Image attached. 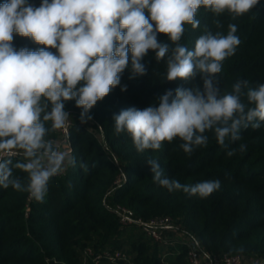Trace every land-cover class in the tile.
Masks as SVG:
<instances>
[{
    "label": "clouds",
    "instance_id": "1",
    "mask_svg": "<svg viewBox=\"0 0 264 264\" xmlns=\"http://www.w3.org/2000/svg\"><path fill=\"white\" fill-rule=\"evenodd\" d=\"M258 3L42 0L35 7L28 0H5L0 4V186L44 202L50 180L77 165L75 156L46 138L69 121L63 101L76 98L82 109L80 122L87 123L92 119L89 111L120 85L125 69L130 70V78L146 74L142 61L149 50L155 52L157 61H165V80L191 81L200 75L203 86L168 89L158 97V106L121 110L113 115L115 132L127 133L139 153L159 151L165 142L179 138L188 156L206 147V133L213 132L217 144L233 156L237 149L230 145L241 140L242 130L264 125V83L253 87L239 79L231 91L223 93L218 87L223 62L241 44L238 26L229 23L227 34L205 26L191 49L180 41L185 25L200 26L197 13L201 8L217 17L228 13L235 20ZM216 27H222L219 20ZM14 33L45 47L16 50ZM158 34L166 35L171 43L159 41ZM246 150V144L239 145L240 152ZM17 153L23 158L13 163L11 157ZM145 163L153 182L169 192L204 199L221 187L219 179L182 184L167 176L157 159L148 158ZM80 167L87 168V164L80 163ZM14 169L26 173L25 180L15 176Z\"/></svg>",
    "mask_w": 264,
    "mask_h": 264
},
{
    "label": "trees",
    "instance_id": "2",
    "mask_svg": "<svg viewBox=\"0 0 264 264\" xmlns=\"http://www.w3.org/2000/svg\"><path fill=\"white\" fill-rule=\"evenodd\" d=\"M4 2L0 0V4ZM28 2L39 7L42 0ZM197 19L200 26L193 29L185 25L180 41L190 49L205 26L224 34L229 23L238 26L236 35L241 44L218 74L222 93L231 91L239 79L248 80L253 87L264 83V0L235 20L228 13L217 17L204 8L198 10ZM217 20L221 28L216 27ZM157 38L171 43L164 34ZM12 44L16 50L45 47L16 33ZM142 62L146 74L130 78V70L125 69L120 85L89 111L92 119L87 123L80 122L82 109L77 107L76 98L63 101L73 119L68 147L77 165L50 180L44 202L0 186V264H87L82 255L86 248L124 251L130 262L120 264H161L166 247L136 228L122 233L111 212L116 205L131 209L144 220L172 217L175 227L196 242L208 258L240 255L247 262L264 260V125L242 130L241 140L230 145L237 149L231 157L217 144L213 132L206 133L207 146L197 148L191 156L180 148L179 138L165 142L159 151L137 152L127 133L115 132L113 115L132 107L158 106V97L168 89L203 86L200 75L191 81L165 80L166 63L157 61L153 50ZM125 86L126 91H121ZM46 138L57 139V130ZM240 144L247 145L245 152L239 151ZM22 158L21 153L11 157L13 163ZM148 158L157 159L164 173L182 184L219 179L221 187L204 199L169 192L153 182L150 166L145 163ZM13 174L22 180L27 175L18 169ZM177 248L170 264H189V248ZM239 248L244 251H237Z\"/></svg>",
    "mask_w": 264,
    "mask_h": 264
},
{
    "label": "built area",
    "instance_id": "3",
    "mask_svg": "<svg viewBox=\"0 0 264 264\" xmlns=\"http://www.w3.org/2000/svg\"><path fill=\"white\" fill-rule=\"evenodd\" d=\"M72 124L73 119L69 117L66 127L62 130H57L58 138L52 140L60 150H63L66 146L69 148L68 139ZM27 212H29L28 209ZM111 212L116 216L122 233L136 228L166 247L161 253V264H170L169 261L178 252L177 246L179 245H186L189 248V264H264V260L261 259L247 262L240 255H223L208 258L196 242L185 236L175 227V221L172 217H155L150 220H144L136 217L131 209L121 205L112 207ZM82 255L87 264H120L121 262H130L129 255L121 250L104 249L96 252L92 248H86L82 252Z\"/></svg>",
    "mask_w": 264,
    "mask_h": 264
},
{
    "label": "rangeland",
    "instance_id": "4",
    "mask_svg": "<svg viewBox=\"0 0 264 264\" xmlns=\"http://www.w3.org/2000/svg\"><path fill=\"white\" fill-rule=\"evenodd\" d=\"M63 150L69 151L70 149L66 146L65 148H63Z\"/></svg>",
    "mask_w": 264,
    "mask_h": 264
}]
</instances>
